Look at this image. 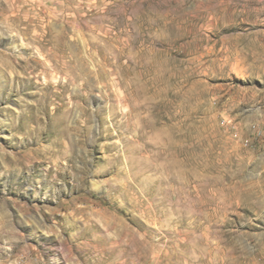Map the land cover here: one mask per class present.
Instances as JSON below:
<instances>
[{
	"label": "rangeland",
	"instance_id": "1",
	"mask_svg": "<svg viewBox=\"0 0 264 264\" xmlns=\"http://www.w3.org/2000/svg\"><path fill=\"white\" fill-rule=\"evenodd\" d=\"M0 264H264V0H0Z\"/></svg>",
	"mask_w": 264,
	"mask_h": 264
},
{
	"label": "bare ground",
	"instance_id": "2",
	"mask_svg": "<svg viewBox=\"0 0 264 264\" xmlns=\"http://www.w3.org/2000/svg\"><path fill=\"white\" fill-rule=\"evenodd\" d=\"M69 114H70V113H69ZM65 120H66V116L64 115V116L61 117V120H60V124H62V127H63L62 132L66 131V128H65V126H64V122H65ZM66 121H67V120H66ZM58 152H59V150H57V151H53L52 154H57Z\"/></svg>",
	"mask_w": 264,
	"mask_h": 264
}]
</instances>
